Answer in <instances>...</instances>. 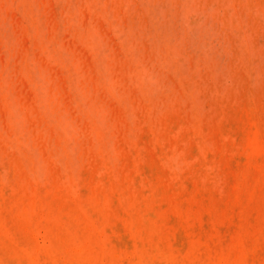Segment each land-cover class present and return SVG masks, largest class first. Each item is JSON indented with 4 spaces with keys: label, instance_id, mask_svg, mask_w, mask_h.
I'll return each mask as SVG.
<instances>
[{
    "label": "bare ground",
    "instance_id": "6f19581e",
    "mask_svg": "<svg viewBox=\"0 0 264 264\" xmlns=\"http://www.w3.org/2000/svg\"><path fill=\"white\" fill-rule=\"evenodd\" d=\"M232 2L264 11V0ZM69 25L58 0H0V264H264V73L239 72L242 90L214 93L209 115L190 118L181 105L165 115L155 108L129 116L114 103L78 115L81 132L70 121L52 124L57 146L71 141L60 162L34 126L48 119L26 111L38 114L40 71L67 86L68 50L93 66L92 52L68 40ZM60 30L58 48L52 40Z\"/></svg>",
    "mask_w": 264,
    "mask_h": 264
},
{
    "label": "rangeland",
    "instance_id": "374dc122",
    "mask_svg": "<svg viewBox=\"0 0 264 264\" xmlns=\"http://www.w3.org/2000/svg\"><path fill=\"white\" fill-rule=\"evenodd\" d=\"M174 1L175 0H172V2L171 0H58L60 7L65 10L66 19L68 17L70 23L68 40L76 41L78 44L81 43L86 46L88 55L92 52L93 66L90 65L87 56H84L83 59L80 57L76 58V53L73 50H68L69 53L67 56L64 54L65 61L68 63V66H71L68 67L69 71L66 72V76H68L67 86H64L62 82H60L58 76L56 78L52 73H47L46 71L39 72L42 80L38 83L37 88L38 114L37 112L33 114L31 108L26 112L29 116L34 117L35 115H40L48 119V123L43 122L42 126H40L37 121L34 123V126L37 125L42 132L44 138H53L50 132L51 125L55 124L60 127V123H63L62 121L72 122L76 131L81 132L80 129L84 128L85 124H83L84 121L78 124V115H98L102 112V106H106V104L111 105L119 103L123 105L125 109L129 110V116L130 112L132 113L135 110H142L145 111L146 115H153L155 108L159 110V115H165L172 110H179L181 105H184L185 112H191L192 115L190 118L194 115L210 114V101L214 95L224 96L232 91H236L237 93L238 89L240 92L243 85H245V80L243 79V83L241 76L243 77L244 75L246 77L247 70H252V72L255 70L254 73L258 76L257 78L263 77L261 75L264 73V50L262 49V51L260 48L264 46V11L260 7L248 3L245 7L248 12L247 14L245 9H242L241 6H234L232 0H213V2L209 0H177L176 3ZM191 3L193 4L192 7ZM222 4L226 6L224 7ZM249 11L251 14H249ZM242 13L243 15H241ZM138 14H141L142 17L141 15L138 16ZM223 14H225V16ZM247 15L251 16L246 17ZM141 18H145V20ZM257 19L260 20L261 23L257 22ZM118 20H120V22ZM252 20L254 21L251 22ZM227 24L229 26H227ZM195 29H197V31ZM59 32L60 34L57 33L54 35V39L52 40L55 41L54 45L58 48L62 45L63 37H65L64 35L66 34L64 30H60ZM226 32L230 33L227 34ZM227 35L229 37H227ZM45 37L47 38V34ZM245 38L248 39L246 40ZM230 40L231 43H229ZM230 44L231 48L229 47ZM115 45L116 49H112L113 47L115 48ZM252 45L255 48H253ZM73 46L76 47L75 45ZM232 46L236 48L234 49ZM184 49L187 52L184 51ZM243 58L244 60H242ZM222 60L226 62L223 63ZM229 62H232V64H229ZM239 62H242L240 63L241 67L239 66ZM236 63L238 65H236ZM238 66L240 68H238ZM253 66H256V69ZM260 67L262 68L260 69ZM93 68L99 78L97 81L92 80ZM226 69H229L228 72ZM205 70L207 71L206 74ZM209 73H213V79ZM216 74L218 75L216 76ZM203 75L206 76V79H204L205 76ZM208 76L210 77L208 78ZM193 78L195 80V82H193L194 84H190L189 86L186 85V82ZM202 79H204L206 85L200 83L201 81L203 82ZM205 80L211 82L208 83ZM214 80L216 81L214 82ZM212 82L214 83L212 84ZM174 84L175 86H173ZM235 85L237 87L236 90ZM259 85L260 84L257 85V88ZM202 86H204L206 91ZM125 88L128 89L125 90ZM67 92L71 95L70 103L67 98ZM131 92L133 93L130 94ZM167 92H169V94ZM175 95L176 97H174ZM130 97H132V99ZM144 99H147L150 104L154 103L155 107H149L148 109L146 105H142L146 102ZM186 102H188V105ZM99 103H101V105ZM133 106L135 109L132 110ZM165 106H167V108ZM202 108L204 111H202ZM68 134L72 136L71 133ZM21 135L22 134L16 132L13 139L14 144L17 143ZM86 141H89V138H87ZM65 142L71 143L70 140L67 141L66 137L65 141L61 140L59 146H57L54 139H51V147L54 150L53 159H57L60 162L65 161ZM29 152L31 153L32 151L29 149Z\"/></svg>",
    "mask_w": 264,
    "mask_h": 264
}]
</instances>
